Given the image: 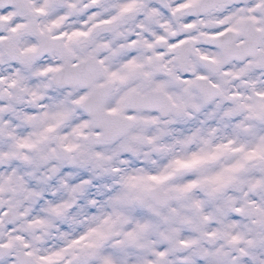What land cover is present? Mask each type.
I'll list each match as a JSON object with an SVG mask.
<instances>
[{
	"label": "flooded vegetation",
	"instance_id": "af4514ba",
	"mask_svg": "<svg viewBox=\"0 0 264 264\" xmlns=\"http://www.w3.org/2000/svg\"><path fill=\"white\" fill-rule=\"evenodd\" d=\"M200 1L11 0L0 5V57L54 70L91 58L109 75L91 85L109 86L107 111L125 117L139 137L149 125L140 118L156 117L157 140L171 138L173 159L182 165L176 177L198 179L176 198L194 200L195 191L218 197L226 185L233 199H264L263 0L191 12ZM148 89L160 92L155 110L140 108ZM131 93L138 95L130 104ZM17 203V194L0 199V245L8 249L0 264H20L19 257L81 264L52 252L70 242L21 225L27 217Z\"/></svg>",
	"mask_w": 264,
	"mask_h": 264
},
{
	"label": "rangeland",
	"instance_id": "374dc122",
	"mask_svg": "<svg viewBox=\"0 0 264 264\" xmlns=\"http://www.w3.org/2000/svg\"><path fill=\"white\" fill-rule=\"evenodd\" d=\"M37 73L28 64L17 70L0 58V196L8 199L17 194L19 216L31 212L35 213V220L38 215L41 220L49 213L52 237L53 232L60 230L56 241L69 242L88 232L81 249L85 252L80 255L83 260L95 251L99 261L108 247L102 252L100 243L95 241L105 242L108 237L121 247L115 251L112 264H203L207 244L205 235H201L208 214L204 200L197 198L196 213L189 212L183 201L169 203L164 209L154 208L146 197L149 187L159 181L165 183L171 173L169 164L174 162L167 159L166 152L162 163L167 165L159 162V156L152 152V133L146 143L144 139L142 143L136 138L129 140L136 135L132 132L113 150L106 145L92 149L88 142L97 131L78 107L83 92L49 86L44 91L47 75ZM108 76L104 74V78ZM10 82L17 85L13 93ZM52 122H58L55 130L50 128ZM75 132L80 138H75ZM61 150L72 151L68 161L79 156L76 162H83L82 167L87 169L80 168L79 182L74 176H66L64 168L68 162L61 158ZM90 172L93 182L87 185L85 179ZM163 186L167 192L175 188L170 182ZM222 191L218 194V220L213 221L217 224L214 228L207 223L205 230L216 232L213 236L228 243L239 238L240 244H229L219 255L211 250L212 260L206 264H264V206L260 210L243 209V216L250 211V217L258 218L251 219L254 226L250 220L232 221L226 212L232 209L234 214L235 210L241 213V208L236 207L239 203L233 202L231 194ZM259 220L261 227L256 225ZM218 223L222 231L217 230ZM68 226L80 228L69 234ZM251 230H257L258 242L248 250L244 242ZM217 237L212 241H218ZM89 242L95 244L92 247L96 250L90 249ZM133 242L135 245H131Z\"/></svg>",
	"mask_w": 264,
	"mask_h": 264
},
{
	"label": "water",
	"instance_id": "95a60500",
	"mask_svg": "<svg viewBox=\"0 0 264 264\" xmlns=\"http://www.w3.org/2000/svg\"><path fill=\"white\" fill-rule=\"evenodd\" d=\"M72 82H81V81H72ZM98 104H99V101H97L96 96H93L86 106L90 110L91 114H93L94 117L96 118V123L98 124V126L102 129L103 134H102L101 139L109 140L113 132L115 134H118V128L110 125L112 123L110 120V117L105 114H102L99 111V108L97 107ZM149 196L156 205L163 206L167 200V198L161 196L160 191L158 189L150 190Z\"/></svg>",
	"mask_w": 264,
	"mask_h": 264
}]
</instances>
